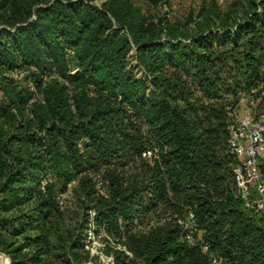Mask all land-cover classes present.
I'll return each instance as SVG.
<instances>
[{"label": "trees", "instance_id": "1", "mask_svg": "<svg viewBox=\"0 0 264 264\" xmlns=\"http://www.w3.org/2000/svg\"><path fill=\"white\" fill-rule=\"evenodd\" d=\"M207 3L205 20L226 13ZM246 7L186 37L129 0H0L10 264L87 263L91 209L113 264H264V217L244 207L227 148L228 107L264 62V0ZM189 212L207 252L183 237Z\"/></svg>", "mask_w": 264, "mask_h": 264}, {"label": "built area", "instance_id": "2", "mask_svg": "<svg viewBox=\"0 0 264 264\" xmlns=\"http://www.w3.org/2000/svg\"><path fill=\"white\" fill-rule=\"evenodd\" d=\"M216 1L222 5L226 0ZM226 129L228 151L236 158L233 177L237 193L246 209L264 217V62L249 87L238 93L236 104L228 107ZM143 156L149 158L152 152L146 151ZM193 218L192 212L178 217L183 226V237L189 244L200 243L201 249L207 252V245L193 234ZM0 256L7 257L1 252ZM210 256L211 262L216 264L217 258ZM0 264H10V260L8 263L0 260Z\"/></svg>", "mask_w": 264, "mask_h": 264}, {"label": "rangeland", "instance_id": "3", "mask_svg": "<svg viewBox=\"0 0 264 264\" xmlns=\"http://www.w3.org/2000/svg\"><path fill=\"white\" fill-rule=\"evenodd\" d=\"M95 1L100 3L103 0ZM129 1L138 7L142 13L153 19L160 17L163 20L167 15L170 22L178 20L181 25L182 32L185 34L184 36L188 37L189 35L198 32L201 28H204L208 24L215 26L221 21L231 22L236 18L241 19L246 11L247 3L251 0H226V4L224 3V5H219V7H221L226 13L221 15L220 19L212 14L211 17L208 16V20H205V17H203L204 14L201 13L202 9H200L201 5L204 4V1L205 4H209L207 3V0H160L156 3H151L148 0ZM263 61L264 55L258 56V64ZM96 187L99 194L103 195L106 193V188L102 185V183H98ZM67 197L68 196L66 195H62L60 197L62 204L66 203ZM93 214L94 211L92 209L88 211V222L85 226V230L83 231L85 238L84 249L88 251L90 256V260L83 264H113L111 249L117 244L116 239L112 236L109 237L104 230H101L98 233L94 232V227L91 224ZM106 242L110 244V248L108 249L104 247ZM4 254L9 257L6 253ZM1 258L2 257L0 256V260Z\"/></svg>", "mask_w": 264, "mask_h": 264}, {"label": "bare ground", "instance_id": "4", "mask_svg": "<svg viewBox=\"0 0 264 264\" xmlns=\"http://www.w3.org/2000/svg\"><path fill=\"white\" fill-rule=\"evenodd\" d=\"M1 261L5 262V263H8L9 262V258L8 257H6L5 259L1 258Z\"/></svg>", "mask_w": 264, "mask_h": 264}]
</instances>
